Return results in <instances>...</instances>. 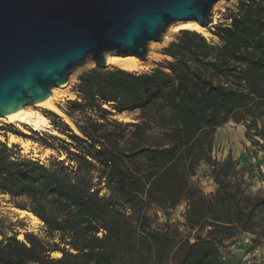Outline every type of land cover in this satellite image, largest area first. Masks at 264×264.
<instances>
[{
  "label": "trees",
  "instance_id": "1",
  "mask_svg": "<svg viewBox=\"0 0 264 264\" xmlns=\"http://www.w3.org/2000/svg\"><path fill=\"white\" fill-rule=\"evenodd\" d=\"M230 13V25L211 31L219 44L181 31L163 50L171 59L167 71L96 67L81 73L79 100L64 111L80 135L56 114H45L68 138L61 140L63 151L74 165L18 158L0 142V194L25 199L22 212L61 233L60 244L52 247L30 233L24 234L25 243L16 234L0 233V264H117L129 226L114 196L138 214L156 264L166 263L176 237L169 229H153L143 211L148 204L165 211L183 201L186 223L199 234L194 242L180 243L177 264H223L218 247L250 231L256 211L264 207V198L244 205L233 189L231 154L223 162L209 156L213 135L236 113L264 110V0H243ZM113 112L136 115L134 123L110 119ZM260 136L264 140V130ZM152 138L164 144H144ZM201 161L211 166L218 185L210 196L191 181ZM104 189L110 195L101 196ZM54 252L63 257L51 259ZM68 257L81 263L67 262Z\"/></svg>",
  "mask_w": 264,
  "mask_h": 264
},
{
  "label": "water",
  "instance_id": "2",
  "mask_svg": "<svg viewBox=\"0 0 264 264\" xmlns=\"http://www.w3.org/2000/svg\"><path fill=\"white\" fill-rule=\"evenodd\" d=\"M219 0H0V116L41 104L88 58L148 56L175 21L204 25Z\"/></svg>",
  "mask_w": 264,
  "mask_h": 264
},
{
  "label": "rangeland",
  "instance_id": "3",
  "mask_svg": "<svg viewBox=\"0 0 264 264\" xmlns=\"http://www.w3.org/2000/svg\"><path fill=\"white\" fill-rule=\"evenodd\" d=\"M241 1L243 0H219L214 5L211 15L207 20V30L211 34L210 37H207L209 42L214 44L220 43L219 39L212 35L211 31H213L218 24L230 25V12H237ZM178 34L179 33L174 31V27H169L162 35L160 41L149 42L147 56L149 59L146 60L145 70L139 73L150 72L158 68L166 70V61L171 59L163 54V50L175 40ZM96 67L98 66L92 58H88L82 65L71 72L65 85L66 87L59 90L62 91L64 95L58 99L57 107L63 115L65 114L64 111H69L70 101L79 100L75 93L76 87L79 83L78 77L81 73ZM109 68L113 67L108 66L107 69ZM54 90L55 88L51 89V95ZM106 109L109 108L106 107ZM39 111L44 115L47 123L37 131H34L29 127H24L23 133L15 126L0 121V142L8 144L9 148L12 149L13 153L16 154L18 158L39 161L47 166H50L52 163H62L66 166L74 165L75 163H71L63 151L64 144L61 140L69 141L68 138L60 133L50 118L45 116L49 111ZM135 117L136 115L134 114L116 115L113 112V116L109 118L116 119L123 123H134ZM59 118L64 122L63 118ZM64 123L67 124L66 122ZM9 127H13L14 130L29 137L28 139L31 141L29 147L22 148L20 145L10 143V136L13 133L10 132ZM70 127L75 131L72 126ZM263 130V108L258 110L254 109L251 112H249V110L240 111L236 113L226 125L217 129L216 133L213 135V147L211 154L209 155L213 160L219 162L227 160L229 154L232 155L235 163L234 169L229 175V181L233 189L238 193L240 199L243 200V204L248 206L251 205V203L253 204L255 200L264 198V148L261 146L264 143V140L262 136H260V133L261 131L263 132ZM49 137H56L58 140H52L49 139ZM44 141L53 145L54 148L44 145ZM144 144L157 146L163 145L164 141L158 138H152L147 139ZM14 146H17L18 148H14ZM73 149L75 150V147H73ZM260 152L263 154L259 155ZM254 158H256V160H254ZM211 170L212 168L208 163L201 161L197 167L195 176L191 178L193 185L203 191L200 178L211 173ZM100 195H110V192L107 189H104ZM113 200L123 214H125L126 223L129 226L128 240H125L124 247L120 249L117 264H156L154 246L145 239L144 233H146V230H141L139 228L138 214L129 209L126 203L118 197L114 196ZM26 205H28V202L25 199L12 200L9 196L0 194V233H6L9 236L16 234L18 235V240L24 243V234L30 233L44 241L49 247H52L55 244H60L61 233H51L42 221L39 220L40 222H35L27 214L23 215L19 212L25 211L19 207ZM186 210L187 204L183 201L174 209L164 211L156 204H148L143 211L153 229H169L176 237L175 244L164 264H177L181 255L179 247L180 243L187 240L194 242L196 235L199 234L197 231L191 230L186 223ZM250 227V231L243 232L239 237L235 238L236 240L233 239L232 241L235 240L237 242L242 239V235L244 237V234L246 235L249 233L254 235L252 245L263 247L264 207L259 208L256 211ZM201 235L205 236L206 233ZM142 237L144 239H142ZM134 242L136 245H134ZM61 246L64 247V245ZM245 247L247 246H242L241 250L228 262H224L221 259L220 250L218 249L217 259L223 264H241L242 258L245 254L243 253ZM72 253L75 254L73 251ZM61 257H63L61 253L54 252L51 254V259L54 260ZM67 260V262L75 261L81 263V259H74L73 257H68Z\"/></svg>",
  "mask_w": 264,
  "mask_h": 264
},
{
  "label": "bare ground",
  "instance_id": "4",
  "mask_svg": "<svg viewBox=\"0 0 264 264\" xmlns=\"http://www.w3.org/2000/svg\"><path fill=\"white\" fill-rule=\"evenodd\" d=\"M169 27H174V31L176 33H180L183 30H187V31L197 32L206 38L211 36L209 31L207 30V22L204 25H201V24L199 25L194 20L175 21ZM106 57H107L108 66L119 68L121 70L132 72V73H139L145 70L146 60L149 59V58L140 59L136 57L135 55L120 56V55H116L115 53H106ZM65 85L55 88L50 98L47 99L45 102L41 104H30V105L24 106L22 107V110H20L19 112L9 115L7 117L5 115L0 116V121L5 122L6 124H9V125H13L22 132L24 131V127H29L33 129L34 131H37L41 127L45 126L47 123L44 115L41 114L39 111V110H45V111L52 112L56 114L57 116L63 118L64 122H66L69 126H72L75 129V133L80 135L78 130L75 128L73 123L70 121V119L64 116L62 112L59 110V108L57 107L58 99L62 95H64V93L59 90L64 89L66 87ZM33 108H35L36 110ZM10 143L20 145L22 148H27L29 147L31 141L23 139L15 135H11ZM19 212H21L23 215L27 214L35 222H40L38 219L33 217L31 214H28L22 211H19Z\"/></svg>",
  "mask_w": 264,
  "mask_h": 264
},
{
  "label": "built area",
  "instance_id": "5",
  "mask_svg": "<svg viewBox=\"0 0 264 264\" xmlns=\"http://www.w3.org/2000/svg\"><path fill=\"white\" fill-rule=\"evenodd\" d=\"M263 153L260 152L259 155H262ZM254 160H256V158H254ZM200 182H202V192L206 196H210L214 193L213 190H209L207 187L208 183L212 185L216 184L211 173H208L207 175L200 178ZM235 240L229 241L226 244L218 247L220 250L221 259L224 262H228L229 260L233 259V256L241 250L242 246H247L244 249L243 253L245 254L242 258L241 264H264V246L256 247L252 245L254 235L247 233L246 235L244 234V237L242 235V239L238 240L237 242Z\"/></svg>",
  "mask_w": 264,
  "mask_h": 264
},
{
  "label": "crops",
  "instance_id": "6",
  "mask_svg": "<svg viewBox=\"0 0 264 264\" xmlns=\"http://www.w3.org/2000/svg\"><path fill=\"white\" fill-rule=\"evenodd\" d=\"M217 184H210V183H208V185H207V187H208V189L209 190H213L214 192H215V190H217L218 188H217Z\"/></svg>",
  "mask_w": 264,
  "mask_h": 264
}]
</instances>
